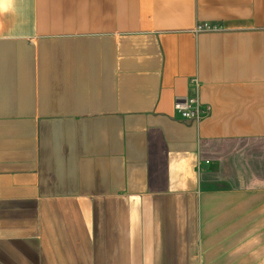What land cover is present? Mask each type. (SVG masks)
Segmentation results:
<instances>
[{"label": "crops", "instance_id": "obj_1", "mask_svg": "<svg viewBox=\"0 0 264 264\" xmlns=\"http://www.w3.org/2000/svg\"><path fill=\"white\" fill-rule=\"evenodd\" d=\"M0 264H264V0H0Z\"/></svg>", "mask_w": 264, "mask_h": 264}, {"label": "built area", "instance_id": "obj_2", "mask_svg": "<svg viewBox=\"0 0 264 264\" xmlns=\"http://www.w3.org/2000/svg\"><path fill=\"white\" fill-rule=\"evenodd\" d=\"M198 30H212V28L210 26H199ZM177 107L182 118L188 121H199L207 112L197 96L178 101Z\"/></svg>", "mask_w": 264, "mask_h": 264}]
</instances>
